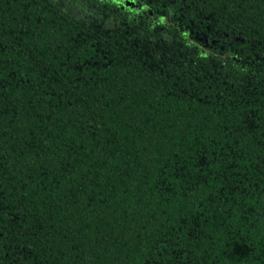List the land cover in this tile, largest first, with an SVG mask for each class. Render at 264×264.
Returning <instances> with one entry per match:
<instances>
[{"label":"trees","instance_id":"1","mask_svg":"<svg viewBox=\"0 0 264 264\" xmlns=\"http://www.w3.org/2000/svg\"><path fill=\"white\" fill-rule=\"evenodd\" d=\"M0 264H264V0H0Z\"/></svg>","mask_w":264,"mask_h":264},{"label":"rangeland","instance_id":"2","mask_svg":"<svg viewBox=\"0 0 264 264\" xmlns=\"http://www.w3.org/2000/svg\"><path fill=\"white\" fill-rule=\"evenodd\" d=\"M130 1V0H129ZM132 2V1H131ZM104 5H106V4H102V9L104 8ZM93 10H94V7H91Z\"/></svg>","mask_w":264,"mask_h":264}]
</instances>
